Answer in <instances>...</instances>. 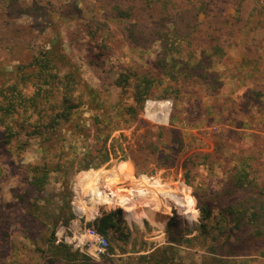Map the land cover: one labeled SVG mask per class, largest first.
I'll return each mask as SVG.
<instances>
[{"label": "rangeland", "instance_id": "rangeland-1", "mask_svg": "<svg viewBox=\"0 0 264 264\" xmlns=\"http://www.w3.org/2000/svg\"><path fill=\"white\" fill-rule=\"evenodd\" d=\"M18 1L29 4L31 0ZM69 1L50 0L55 10L47 8L46 16L28 8L0 21V106L4 96H10L11 88L21 89L26 97L33 94L35 79H30L28 66L34 53L48 42H55L66 56L68 68L73 67L81 81L107 96L105 105L109 106L119 100L123 69H146L154 63L158 51L155 45L148 51L118 46L99 57L94 44L78 27V16L87 17L86 8L81 3L77 8L73 3L66 10L59 8ZM64 13L74 14L65 20L61 17ZM227 13L225 31L220 36L214 33L213 38V45L220 49L217 54L225 56L215 58L218 62L210 68L208 78H199L184 90L191 95L195 92L204 115L200 120H192L196 115L185 117L181 109H189L188 102L193 100L186 95L176 105L178 114L171 126L181 132L190 153L201 148L214 152L215 145L223 142L218 132L232 133L227 136L229 164L215 166L209 172L200 169L195 189L184 184L182 170L177 165L167 166L169 162L163 168L149 164V175H135L131 159L140 163V140L134 143L135 152L124 161L112 159L98 169L66 171L74 150L77 155L84 152L83 131H69L55 112L49 117L48 105H44L42 119L35 112L27 119L13 114L6 125L1 122L0 110V264H155L162 256L161 248L168 245L177 252L166 255L170 259L166 264H217L211 260L216 257L201 246L202 237L195 227L200 207H207L214 215L220 209L216 193L221 191L225 175L231 179L236 174L239 150H243L244 163L239 169L244 173L245 188L227 201L234 204L239 194L248 204L244 222H264V0H242L240 5L236 1ZM196 48L202 49L203 44ZM66 70L67 65L60 74ZM126 105L122 104L116 118L120 125L129 119ZM171 110L169 100H146L139 115L141 122L122 132L128 139H139L146 130L143 123L168 127ZM93 115L81 107L74 113L75 122L88 126ZM46 126L53 127V132H46ZM48 136L59 141L52 142ZM57 161L64 163L63 171L50 169ZM45 169L46 183L37 189L33 177ZM233 178L236 180V176ZM191 208L197 211L194 218ZM110 212L115 213L118 224L101 234L108 248L97 254L84 229L98 232L94 221ZM169 221L172 225L167 227ZM251 225L246 226L243 237L257 236L248 241L247 252L243 257L226 258V264H264V223L256 230ZM51 233L55 246H65L60 248L64 251L60 258L50 246ZM235 235L237 231L230 235V242L235 241L231 239Z\"/></svg>", "mask_w": 264, "mask_h": 264}, {"label": "trees", "instance_id": "trees-1", "mask_svg": "<svg viewBox=\"0 0 264 264\" xmlns=\"http://www.w3.org/2000/svg\"><path fill=\"white\" fill-rule=\"evenodd\" d=\"M236 1L240 5L242 0H70L67 5L59 4L61 10H66L72 3L75 8L79 3L83 5V9L86 8L84 13L87 12V17L78 16L80 20L78 27L80 32H83V36L94 44L93 48L97 50L99 57L107 55L118 46L148 51L155 45L158 49L156 59L152 65L148 64L146 69H123L120 76L119 100L109 106L105 105L107 96L103 97L81 81L73 67L68 68V60L59 52L60 49L54 44L55 42L52 41L50 45L48 42L34 53L28 66L30 79H35V91L31 96L26 97L21 89L11 88L10 96L9 94L4 96L1 102V122L6 125V119L13 114L27 119L31 117L32 112L40 113L38 119H42L45 112L44 105H48L51 112L49 117L55 112L54 115L67 124L69 131L75 132L80 129L84 133V140L81 143L84 152L77 155L73 149L74 155L66 171L71 168H74L75 172L98 169L112 159L124 161L135 152L134 143L140 140L142 144L137 146L138 152L142 154L140 163L131 159L135 175H149V164L153 165V168H163L166 162H169L167 166L177 165L182 170L184 184L195 189L194 183L197 184L201 178L200 169L209 172L213 171L215 166L229 164L228 158L231 157L227 154V136L232 133L227 130L218 132L223 142L220 146L215 145L214 152L203 151L201 148L190 153L191 147L186 144L181 132L171 126L175 120L174 115L178 114L176 105L182 103L181 99L186 95L193 100L188 102L189 109H181L185 117L196 115L192 120H200L204 115L201 102L195 92L191 95L184 90L197 83L199 78H208L211 75L210 68L218 62L215 58L219 60L225 56L224 53L217 54L220 49L218 45H213L215 41L213 38L214 33L220 36L225 31L224 17ZM28 8L42 15L47 8L51 11L55 10L50 0H31L29 4L18 0H0V21L3 17L8 19L10 15L16 16L27 12ZM79 11L83 12L82 9ZM68 14L70 13H64L61 17L64 16L65 20H68V17L74 13ZM199 43L203 44L200 50L196 48ZM66 65V73L60 74ZM146 100L171 101L169 126L152 127L142 122L146 127L143 135H140L139 139L135 136L128 139L122 130L141 122L139 115ZM125 102L127 107L125 106L124 110L129 119L124 121V125H120L121 122L116 118L120 115L122 104ZM81 107L94 112L88 126L78 125L75 122L74 113ZM193 122V126H196V121ZM53 129L50 126L44 128L48 133H52ZM116 132L117 135H114ZM188 136L192 141L196 140L195 136ZM48 140L56 143L59 141L58 137L52 136H48ZM73 142L76 145V141ZM242 153L243 150H239L236 157L239 168L244 163ZM62 164H64L62 161H57L50 169L56 172L63 171ZM42 166L46 168L45 163ZM239 168L233 176H236V180L226 175L223 177L221 191L216 193L220 196L218 202L221 204L216 215L205 206L199 208L200 220L195 228L199 231L198 237H202L201 246L207 252H211L213 258L216 257L211 260L217 264H226L228 257H243L247 252L248 241L257 236L243 237L244 231H247L246 226L252 224L251 226L256 230L260 223H264L256 219L248 220V223L244 222L243 213L247 210L248 204L241 201L239 194L234 204L227 201L236 195V191L242 193L245 188L242 184L244 173L242 168ZM47 171L45 169L38 176L33 177V186L37 189L42 188L46 183ZM191 211L194 218L197 211L194 208H191ZM117 224L118 219L113 212L103 214L100 219L94 221V226L100 234L115 229ZM169 224L170 221L167 227ZM233 231H237V235L231 237L235 241L230 242L229 238ZM53 241V233H51L50 246L54 248V254L60 258L62 255L60 248L65 246H55ZM212 241L214 243H208ZM176 252L173 245L162 247V256L154 263L166 264V261L170 260L166 255Z\"/></svg>", "mask_w": 264, "mask_h": 264}, {"label": "built area", "instance_id": "built-area-1", "mask_svg": "<svg viewBox=\"0 0 264 264\" xmlns=\"http://www.w3.org/2000/svg\"><path fill=\"white\" fill-rule=\"evenodd\" d=\"M84 234L89 238L90 245L95 248L97 254H103L107 250L108 242L106 238L93 228L84 229Z\"/></svg>", "mask_w": 264, "mask_h": 264}]
</instances>
